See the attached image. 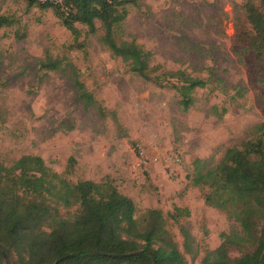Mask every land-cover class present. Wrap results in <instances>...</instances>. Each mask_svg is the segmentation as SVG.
I'll return each mask as SVG.
<instances>
[{"label":"rangeland","instance_id":"obj_1","mask_svg":"<svg viewBox=\"0 0 264 264\" xmlns=\"http://www.w3.org/2000/svg\"><path fill=\"white\" fill-rule=\"evenodd\" d=\"M246 2L126 1L116 41L152 52L153 78L184 71L207 82L185 110L180 81L160 77L158 85L134 73L102 43L100 22L94 34L76 24L75 36L58 7L0 0V17L10 24L0 27V162L10 167L34 155L73 184L110 181L133 200L137 219L162 211L186 262L203 264L224 235L242 229L193 178L260 136L264 123V56L252 49ZM47 56L62 60L63 71L41 70ZM75 75L94 106L78 98ZM177 208V220L168 217Z\"/></svg>","mask_w":264,"mask_h":264},{"label":"trees","instance_id":"obj_2","mask_svg":"<svg viewBox=\"0 0 264 264\" xmlns=\"http://www.w3.org/2000/svg\"><path fill=\"white\" fill-rule=\"evenodd\" d=\"M127 0H27L28 7L62 10L63 26L75 36L76 24L97 32L104 28L102 43L114 57L127 62L145 80L162 85L177 79L176 87L188 110L194 90L207 82L184 71L164 72L153 78V54L136 42L115 39L126 19ZM247 20L254 37L252 49L264 56V0H247ZM10 25L0 17V27ZM62 60L47 56L41 70H62ZM70 65V64H69ZM78 98L94 106V96L75 75L72 78ZM175 87V86H174ZM257 136L240 148L228 150L213 170L197 173L193 183L212 190L207 201L227 211L241 226L240 234L223 236L222 245L203 264H264V123ZM76 208V212L69 211ZM66 212L63 213V211ZM136 205L110 182L71 183L50 169L39 156L27 155L8 167L0 162V264H188L167 230V218L160 210H148L137 219ZM182 212L169 214L173 220ZM231 249L240 256L232 258Z\"/></svg>","mask_w":264,"mask_h":264},{"label":"built area","instance_id":"obj_3","mask_svg":"<svg viewBox=\"0 0 264 264\" xmlns=\"http://www.w3.org/2000/svg\"><path fill=\"white\" fill-rule=\"evenodd\" d=\"M41 3H46L48 1H51L55 4H61L62 3V0H39Z\"/></svg>","mask_w":264,"mask_h":264}]
</instances>
